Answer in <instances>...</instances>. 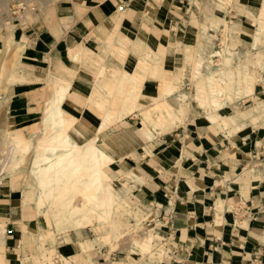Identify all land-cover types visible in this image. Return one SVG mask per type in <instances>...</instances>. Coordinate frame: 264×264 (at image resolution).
<instances>
[{"label": "crops", "instance_id": "0c3cea01", "mask_svg": "<svg viewBox=\"0 0 264 264\" xmlns=\"http://www.w3.org/2000/svg\"><path fill=\"white\" fill-rule=\"evenodd\" d=\"M229 1L212 0L211 13L204 11V0H80L76 3L82 9L76 8L75 3L60 17L66 18L67 26L60 28L59 35L41 26L23 30L19 35L18 42L24 44L19 67L25 70L19 73L27 80L8 84L6 89V98L10 100L8 108L14 121H26L39 113L43 83L49 75L65 77L69 88L61 106L77 117V123L70 131L72 140L82 144L90 136H95L99 145L108 146L107 152L116 157L112 164L117 166L116 170L131 166L137 173L136 195L143 198L141 203L149 211L144 219L161 220L160 227L153 232L155 246L152 253L137 252L140 255L138 260L110 261L107 264H264L263 110L255 112V106H250L244 117L223 111V115L235 119L227 127L218 124L209 112L197 114L162 133L152 128L151 137L147 140L140 138L138 147L120 152L108 145L109 136L111 130L126 127L129 116L97 132L102 118L87 100L98 65L84 63L85 54L80 57L81 61L77 56L69 57L67 49L84 41L91 31L96 34L90 35L92 41L96 42L94 38L100 37L102 43L101 40L117 26L131 38L127 61L134 60L137 53L142 54L149 48L152 52L147 58L150 64L156 62L159 67L181 77L187 66V50L191 51L188 48L196 45L197 50L203 52L201 43L214 44L216 41L211 37L215 36L217 23L222 19L224 23L219 30L226 26L234 35L222 48L225 55L233 60L240 57L239 54L247 56L259 52L261 55L258 77L262 78H259L262 84L257 91L261 95L257 102L260 106L263 103V33L259 34L261 41L255 43L254 35L259 24L252 16L259 14L263 0ZM92 47L94 57L104 49L97 44ZM158 86V78L149 73L140 99L151 102L161 97ZM183 86V79H179L178 89L182 90ZM256 89L257 84L252 93L255 97ZM174 94L182 95L173 90L167 96ZM252 94H247L246 97H250L246 100L251 99ZM229 107L222 103V107L216 110ZM78 124L89 132L77 129ZM141 130L149 135L146 125ZM118 134L117 140H123L124 131ZM107 172L111 176L109 168ZM26 202L17 189L0 184V254L4 264H21L14 261L30 257L34 260L27 264H40L44 249L45 255L54 249V259H62V263L57 264L96 263L93 261L97 256L95 243L90 238L91 230L86 229L90 224L57 232L51 223L53 228L38 234L37 217L30 215ZM121 203L116 196V205L121 206ZM220 204L223 208L217 216L216 208ZM105 236L107 233L98 238ZM40 238H45L44 244ZM36 239L34 251L39 248L38 255L32 254V249L25 244ZM111 250L110 247L108 253ZM146 256L149 258L141 261Z\"/></svg>", "mask_w": 264, "mask_h": 264}, {"label": "rangeland", "instance_id": "374dc122", "mask_svg": "<svg viewBox=\"0 0 264 264\" xmlns=\"http://www.w3.org/2000/svg\"><path fill=\"white\" fill-rule=\"evenodd\" d=\"M79 1L80 0H0V184L2 183V185L5 184L9 187H12L13 189H17L19 194L20 193L23 194V197H25V199L27 200V202L25 203V205H27V210L28 212L32 213L29 214L37 217L36 222L37 225L39 226V228H37L38 234L39 233L42 234L52 226H51V221L49 219L50 218L49 214L45 216L42 213L38 214V212H36L37 210H36L35 201L36 198L39 197L40 188L38 186L37 179H35L31 171L32 168L31 159L36 158V156L40 153V149L36 147L37 146L36 144L39 141L38 135L42 134L44 131H47L46 120H45L46 112L48 111L47 107L53 104V95L58 87L57 82H58L59 74L55 76H52L53 74H51L45 79L41 93L43 95V99L41 100L40 103H38V106L40 107L39 113L35 114L34 117L26 121L20 122V119H18L17 122H15L13 117L10 115L11 112H9V108H8L10 100L6 98V89L8 84L15 83V82L13 83L10 82L9 78L13 76H17L22 78L24 81L27 79L22 74L19 73V71L25 72V70L21 68V66L19 67L20 59L17 58V53L19 52L17 50V46L14 40L16 41L20 40L19 35L23 30H27L29 28L31 29L32 27H36V26H41L43 29H47L49 31L55 32L56 35H59V31H61L60 28H62V26L65 27L67 26V23L65 22L66 18H60V17L69 11L70 9L69 7L71 5H74L76 2ZM125 1L131 2V0H123V2ZM226 2H230V1L226 0ZM213 6L214 5L212 0H204V11H211L212 13ZM75 7L82 9V7L77 3L75 4ZM252 18H254V20L257 21L259 24L256 34L254 35L255 43H259L261 41L259 34L263 33V103H261L262 105L259 106L260 103H257L259 102V100H261V95L257 93V91L261 89L260 85L262 84V81H259V78L260 80L262 78L258 77L259 76L258 73H260L258 67L260 66L259 62L261 55L259 52L247 56H244V54H239L240 57L234 58V60L231 57L229 58L227 55H225L222 48L225 47L226 40H229L230 39L229 37H234V35L229 33L226 26H224L225 28L223 27V30H219L221 24L224 23V20L222 19L221 20L219 19V22L217 23L218 27L217 26L216 27L218 30L216 29L215 30L216 33L214 32L215 36L211 37V40H215L216 42L214 44H209L208 42L201 43V46L204 47L203 52L197 50L196 45L193 46V48L189 47L188 49H191V51L187 50L186 53L187 56L185 59V66L186 65L187 66L184 67L185 68V71H183L184 74H181L180 75L181 77H177L174 74L172 75L169 74L165 76L171 77L172 82L174 83V87H173L174 90H178L182 94L178 96L174 94L172 95V97L167 96V99H169V101L174 106V108L182 106L180 110L181 113L180 111L177 113V116L174 119L172 126L170 127L171 129L175 128L179 124H182L186 119L192 118L197 114L206 115V113L209 112L213 114L212 115L213 119L218 124H221L222 127H227L230 124L234 123L235 119L233 117H229L228 115H223L222 114L223 111L225 113L232 112L237 116L244 117V113L248 112L247 109L250 106H255L254 107L255 112H258L261 109L263 110V178H264V0H263V7L260 9L259 14L254 17L252 16ZM118 31L119 30L117 29V26H114L112 32L110 31V34L101 41L104 42V40H110L106 42L108 43L115 42V40H118ZM91 32L89 33V35H87L84 41H79V42L82 45H85L84 48L92 47L94 44L100 46L102 45L104 49L103 52L100 53L101 55L100 58L104 60H102L101 63L99 64H93V62L95 61H93L90 57L94 55L85 54L86 59L84 60L86 61L84 63L98 65L96 72L100 69L99 68L100 64L104 65L106 68V69L104 68L106 75L109 73L108 71L109 67L115 65H117V67L120 70H122L123 69L122 62L124 60H125L124 66L127 69H131L134 60L127 61L125 59V55L129 51L130 44L126 45V47H128V50L123 56L124 58L122 62L118 64L116 63V61L113 62V60H117V59L113 54L110 53L111 51L105 48L103 42L100 43V37L94 38L96 39L95 40L96 42L92 41L93 38H90L91 37L90 35L96 36V34L93 31ZM10 39H14V40L11 41ZM103 53L104 56H110L109 58H112L113 60L112 59L110 60L109 58L106 59V57L104 58V56L102 55ZM79 54L81 56L84 55L82 52ZM79 54L77 55V57L81 61L82 58H80L81 56ZM126 61L128 63H126ZM14 64L16 65V68H14L15 67ZM201 66L203 67L202 71H201L202 68ZM154 67L159 68V66L156 65V62L154 64ZM138 68L139 65H136L135 69L137 70ZM244 72L249 73L253 80L252 81L253 88L250 91L249 88L247 87L246 82L241 80L242 79L241 74ZM238 73L241 74L238 76ZM229 74L232 76V81L228 85V87L223 86L224 88H222L221 86L223 84L221 81L226 79ZM215 76L218 77L219 79H217ZM238 77L240 78L238 79ZM179 79H183L184 82V86L182 90L181 89L179 90L178 89L179 87H177V83ZM117 82L119 83V81ZM125 83L126 82H123V84ZM255 84H257L255 95L260 98H257L252 94L254 92ZM118 86L119 85L117 86L112 85L110 87L112 94L107 93L108 89L104 90V92H106V95L108 96V104L106 107L109 108L111 107L112 109L115 108L116 110L122 108L121 106L124 103L123 94L115 93V90L118 89ZM229 87H231V89ZM226 88L229 89L227 90ZM64 92L65 95H67L68 87L66 90H64ZM228 94L230 95V97ZM247 94L249 95L252 94L251 95L252 98L246 100V98L250 97L249 95L248 97H246ZM139 101L140 104L143 106L150 103V100L145 98L144 99L142 98ZM228 102L230 104H228ZM55 103L56 104L59 103L58 105H62L63 101L61 103L60 102L58 103L55 102ZM222 103H224L225 105H229L230 107L224 110H216L217 108L222 107ZM198 105L201 106L202 108H199ZM211 106L214 107L213 109H215V111L212 109ZM153 112L154 110L153 111L151 110L153 119L151 118L150 120H146L144 119V116L147 115L148 112L146 113L144 111L143 112L131 111L128 114L129 117L126 118V120L129 122L127 124L125 123L126 127L115 129L113 131L111 130L112 134H110L109 136L108 145H110V147L112 148L118 149L120 152H128L138 147L139 143L141 142L140 138H142L143 140H147L149 137H151V131H153L152 128H155L154 124L152 123L156 121V115ZM177 118H179L178 119L179 121L177 120ZM72 120H73L72 127H74V125L77 123V117L75 116ZM145 125L150 130V131L148 130L149 133H147L149 135H146L145 132L141 130V127ZM76 127L77 129L86 130L87 132H89L82 124H78ZM116 127L119 128V125H116ZM167 127L165 128L162 127V129L160 128V130L157 131L161 133L165 132L169 130V128L167 129ZM236 128L237 126L234 128V130ZM16 129H20V131L22 129L21 134H23L24 141L25 142L27 141L28 143H26V145L27 144L28 145L27 146L25 145L23 154H17L18 161L17 163L15 162L14 164L13 161L10 162L11 161L10 158L8 159L7 150L8 147H10L9 145H12V142L10 141L9 138V134L12 131H15ZM123 131H124V135L122 134L121 136L123 140L118 141L117 138H119V136H116V134L119 133L118 135H120ZM175 131L177 132V129H175ZM87 135H89V133ZM96 143L100 144L99 141L97 140ZM144 149L147 150L146 147H144ZM116 167L117 166H115L114 164L109 168V173L111 174L112 177L110 182L114 188V193L116 194L118 199L122 201L121 206L116 205V208L117 207L119 208L118 209L114 208L110 213L108 219L101 221H97L96 219H94L93 220L94 223L92 222V225L86 227L87 230L88 229L91 230L90 238L95 243V248L97 253L95 260H93L96 261L95 264H107V262L109 263L110 261L128 262V261L138 260V258H140V255L137 254L138 248L134 243L135 239L140 240L142 237L141 235L144 234V231H147L149 229H150L149 231H151L153 234L154 230L160 227L161 224L160 222L161 220H158V218H156L157 220H150L149 217H146L144 219V215L149 211L148 209H146L145 204L141 203L143 198L142 197L138 198L136 195V193L138 192L136 187L138 180L136 176L137 173L135 172V170L130 168L131 166L129 165L127 166V168H124L123 170L120 169L116 170L117 169ZM128 173L129 175L127 176ZM142 196L144 197V195ZM76 199L75 200L77 203L82 201L79 198ZM124 200H126L127 202H124ZM34 223L35 222H33V225H35ZM120 231H122V233ZM106 233L107 236L109 235L113 237V239L116 235H119L121 233L119 235L120 238L119 236H117L119 240L117 241L116 246H114L115 248L113 247L116 250H114L111 247L112 250L109 253H108V249H110V245L104 243L102 239L98 238L100 235H105ZM29 236L31 237V235ZM37 242L38 239L32 242L28 240L25 243L26 245H28L27 247L32 249V254L34 255L40 254L39 248L36 249L37 251H34V248L36 246L35 243ZM154 246L155 244L152 242V248ZM132 250H134L135 252H132ZM50 251L51 253H53L51 259L56 262L54 263L55 264L62 263V259L60 260V258L58 257L54 259L55 256L54 249ZM104 253H108V255H103ZM48 255L49 253L46 254V256ZM148 258L149 257L146 256L145 258L141 259V261H145ZM43 259H44L43 260L44 264H48L47 262H49V259L48 258L45 259L44 256ZM30 260H34V257L25 258L21 260L18 258L15 261L14 260L11 261L14 262L19 261L21 264H25V263L27 264V262L30 263L29 262Z\"/></svg>", "mask_w": 264, "mask_h": 264}, {"label": "bare ground", "instance_id": "6f19581e", "mask_svg": "<svg viewBox=\"0 0 264 264\" xmlns=\"http://www.w3.org/2000/svg\"><path fill=\"white\" fill-rule=\"evenodd\" d=\"M10 40L12 41L14 39ZM14 42L19 52L17 53V58L20 59L22 51L24 50L23 44L16 40H14ZM103 43L105 48L110 50V53L116 57L119 63H121L124 58L123 56L128 50L126 45L131 44V38L119 30L118 40L110 43L104 41ZM82 47L83 46L80 42H77L74 46H69V48H67L69 57L73 58L81 52L88 55L92 53V47ZM151 53L152 52L149 48H146L142 51V54H135L136 57L131 69L124 67V60L122 62V70L115 65L109 67V73L107 75L104 70L105 66L100 64V69L95 73V83L91 93L89 92L90 96L87 100V104L91 106V108H96V111L100 113V117L102 118L101 125L96 129L97 132L105 129L115 120L127 116L131 111L148 112L149 115H145L144 119L150 120L152 118L151 110H154L153 113L156 115V121L152 123L155 126L154 129L160 130V128L162 129V127L165 128L167 126V129H170L182 106L174 108L169 99H167V95L174 90V83L172 82L171 77L165 75L172 74V72L163 69L162 67L156 68L154 67V64H150L147 58L151 56ZM100 57L101 55H97L96 57L91 56L90 58L95 61L93 64H99L104 60ZM136 65H139L137 70L135 69ZM14 68H16V65ZM149 73H152V75L159 78L160 83L158 87L161 97L155 98L150 103L143 106L140 104L139 99L143 92L145 79ZM240 74L238 73V76ZM216 78L219 79L218 77ZM239 78L240 77H238V79ZM241 78V80L246 82L250 91L253 88L251 75L244 72L241 74ZM9 81L13 83L23 82L24 80L20 77L13 76L9 78ZM117 81H119V83ZM231 81L232 76L229 74L226 79L221 81L223 84L221 87H228ZM123 82L126 83L123 84ZM57 83L58 87L53 95V104L47 107V112L45 111L47 131L38 135L39 141L36 144V147L40 149V153L37 155L38 157L36 156V158L31 159V171L35 179H37L40 188V194L37 200V211H35L38 212V214L42 213L45 216L49 214L52 225H54L57 232H61L67 228L86 227L88 224L91 225L94 219L97 221L108 219L114 206H116V194L114 193V188L110 182L112 177L107 171L115 162L116 157L111 156L107 152L106 147L108 146L97 144L95 136H90L86 141L82 142V144L72 140L70 131L73 128L72 119L75 115L70 110L58 105V102L61 103L65 99L66 95L64 90H66L67 87L69 88V83L65 77L60 75H58ZM112 85H119L118 89L115 90V93L123 94L124 103L122 104L121 109L119 108L116 110L115 108L112 109L111 107H106L108 104V96L104 90L108 89L107 93L112 94L110 89ZM229 88L231 89V87ZM229 88L226 89L228 90ZM178 119L179 118H177V120ZM21 131L20 129H16L9 134L12 145H9L10 147H8L7 157L8 159L10 158V162L13 161L14 164L18 161L17 154H23L25 145L28 143L27 141H24V136L21 134ZM76 198H79L82 201L77 203ZM220 211H222L221 204L216 208L217 216L220 214ZM149 230L144 232V235L140 240L135 239L134 241L138 248V253L140 254L152 253L153 234ZM48 234L53 235L50 233ZM101 236L102 235H100V237ZM119 238L114 237L113 239V237L108 235L102 237V240L113 248L116 246ZM40 239L42 240V243L45 240V238ZM132 252L135 251L132 250ZM45 253L47 252H45L44 249L41 255L44 256L45 259H49V262L47 263L55 264L51 259L53 253L49 251L48 256H46ZM3 261V256L0 254V264H4ZM40 264H44V262L42 261Z\"/></svg>", "mask_w": 264, "mask_h": 264}, {"label": "built area", "instance_id": "2783aa9c", "mask_svg": "<svg viewBox=\"0 0 264 264\" xmlns=\"http://www.w3.org/2000/svg\"><path fill=\"white\" fill-rule=\"evenodd\" d=\"M257 260V256L255 257V261Z\"/></svg>", "mask_w": 264, "mask_h": 264}]
</instances>
